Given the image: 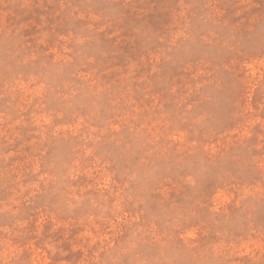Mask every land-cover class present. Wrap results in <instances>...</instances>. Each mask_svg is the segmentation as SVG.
<instances>
[{"label":"rangeland","instance_id":"374dc122","mask_svg":"<svg viewBox=\"0 0 264 264\" xmlns=\"http://www.w3.org/2000/svg\"><path fill=\"white\" fill-rule=\"evenodd\" d=\"M0 264H264V0H0Z\"/></svg>","mask_w":264,"mask_h":264}]
</instances>
